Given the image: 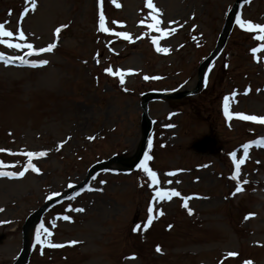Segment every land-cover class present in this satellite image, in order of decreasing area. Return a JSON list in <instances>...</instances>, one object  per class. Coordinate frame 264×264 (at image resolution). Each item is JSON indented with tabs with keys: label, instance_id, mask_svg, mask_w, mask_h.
<instances>
[{
	"label": "rangeland",
	"instance_id": "374dc122",
	"mask_svg": "<svg viewBox=\"0 0 264 264\" xmlns=\"http://www.w3.org/2000/svg\"><path fill=\"white\" fill-rule=\"evenodd\" d=\"M98 1L35 0L33 7L30 0H0V24L14 33L8 42L55 45L28 57L48 61L41 67L0 61V170L24 171L0 176V264L16 261L30 214L81 183L96 162L137 152L142 96L195 87L199 65L215 48L236 0H151L156 12L147 0H103L108 32L99 30ZM240 8L241 20L264 26V0ZM152 15L163 35L147 27ZM18 31L24 40L16 38ZM260 36L236 17L198 93L150 102L153 126L142 160L150 157L145 162L158 185L138 166L96 172L82 190L48 209L31 234L29 264H264V146L252 143L249 155L240 151V181L246 158L259 165V178L247 171L253 180L245 193L228 196L225 181L234 170L232 149L258 133L236 114L264 116ZM26 51L0 44L7 57ZM206 136L216 138V154L193 149ZM29 151L45 155L29 160ZM29 162L36 171L25 170ZM157 187L180 196L160 200ZM149 207L164 217L157 222Z\"/></svg>",
	"mask_w": 264,
	"mask_h": 264
},
{
	"label": "snow or ice",
	"instance_id": "6c2138e0",
	"mask_svg": "<svg viewBox=\"0 0 264 264\" xmlns=\"http://www.w3.org/2000/svg\"><path fill=\"white\" fill-rule=\"evenodd\" d=\"M30 3L34 7L35 0H30ZM146 6L151 8L153 10V12L157 11L154 8V6L152 5L151 0H147ZM25 11H27V9ZM152 21H153V23L148 24L147 27L149 29L159 31V32H161V35H163L164 34L163 30H161L159 28L160 21L156 18L155 15H152ZM237 21L240 24V26L243 28H247L249 30L258 29L261 33H264V26H261L259 24H253L252 22L241 20L239 15H237ZM99 30L103 31V32L109 31V29L105 27V17L103 16V14H101L99 16ZM56 32L59 33L60 28H57ZM114 34L116 36L122 37L124 39L130 38L129 34L125 33V32H116ZM13 37H14V33L12 31H5L4 25L0 24V44H5L8 48H15V49L25 48V49H27V51L23 55H17L15 57H7L3 53H0V61L4 62L6 65L11 64L13 62H18L19 66H29V67H41V66H44L48 63V61H46L44 59L31 60L28 57L39 56L40 54H43L45 52H50L55 47L54 44H49L46 48L34 49V47L31 43H23V44L22 43H11L5 39V38H13ZM16 38H18L19 40H24L25 35L22 31H18V33L16 34ZM257 38L258 39H264V36H260ZM152 43L157 44V38L154 37L152 40ZM157 51L167 52V49H162L160 47H157ZM255 51H256V49H253V52H255ZM106 71H108L109 74H111L112 70L106 69ZM147 78L148 77H145V79H147ZM120 80H121V83H123V75H121ZM236 115L242 120L254 121V122H258L260 124H264V117H258L255 115H244V114H239V113H237ZM225 116L226 117L231 116V114L227 110V107H225ZM252 143H256L260 146H264V138H262L259 141H251L249 143L244 144L242 147H243L245 155H246L247 150L249 149V147ZM25 155L29 158V160H31V158L43 156V155H45V153L44 152H31V151H29ZM230 156L232 157V162L234 165L233 174L230 178L236 181V191L239 192L242 190L240 187L241 181L239 179V169H240V166L244 163L245 157L241 156L238 159L236 153H230ZM147 159H150V157H148L146 154L145 160H142L141 163L138 165V167L143 169V171L147 174L148 178L151 180L152 184L158 185L159 181L157 179V174H156V172L152 171L147 166V164L145 162ZM3 167H4V165L2 163H0V169H2ZM27 168H32L33 171H36L35 167L30 162L25 166V170ZM23 175H24V171L6 172L3 170H0V176L15 177V176H23ZM169 175H171V173ZM246 182L247 181H243V183H246ZM155 196H156V198H158L160 200H164V199H169L173 196H180V193L177 192L175 189L166 190V189H161V188L157 187V189L155 191ZM183 199L187 200L188 198L184 197ZM184 206L187 207V204H185ZM148 211H149V213H152V208L149 207ZM189 214H191V210H189ZM152 218L153 217L150 214L148 216V221L151 222ZM64 219L67 220V219H69V217L65 216ZM38 231H40V230H38ZM157 251H159V248H157ZM229 255H235V253H229ZM245 264H249V262L246 261Z\"/></svg>",
	"mask_w": 264,
	"mask_h": 264
},
{
	"label": "water",
	"instance_id": "95a60500",
	"mask_svg": "<svg viewBox=\"0 0 264 264\" xmlns=\"http://www.w3.org/2000/svg\"><path fill=\"white\" fill-rule=\"evenodd\" d=\"M241 1H243V0H237V3L235 4V6H234V9L231 11V13H230V15H229V17H228V19H227V22H226V24H225V27H224V31H223V33H222V35H221V40H220V42H219V47H220V45L224 42V39H225V37L227 36V34H228V31L230 30V28H231V24H232V22H233V18H234V14H235V12H236V9H237V7H238V3H240ZM217 52V50H215V52L213 53V55L215 54ZM210 59L211 58H209L202 66H201V68H200V71H199V83H198V86H197V88L196 89H198L199 87H200V83H201V79H202V73H203V70H204V68L206 67V65H207V63L210 61ZM189 92H183V93H180V94H178V95H175V96H172V97H176V98H182V97H184L185 95H187ZM162 96H164V95H162V94H150V96H148V98H147V100L146 101H148V100H150V99H152V98H154V97H162ZM169 97H171V96H169ZM143 128H144V136H143V139H142V142H141V146H140V149H139V152H138V154H137V156H136V158L133 160V161H131V162H129V161H126L124 158H112V159H110L109 161H107V162H104V163H99V164H97V165H95L92 169H91V171L89 172V174H88V177L93 173V172H95L96 170H99V169H101V168H103V167H106V166H108V165H110V164H112V163H118V164H120V165H122V166H129V167H132V166H134V165H136L138 162H139V160L142 158V156H143V153H144V150H145V145H146V138H147V135H148V131H149V129H150V120H149V118H148V116H147V110H146V102L144 103V116H143ZM209 138H205V139H203L202 141H200V142H198L197 144H196V149H198V150H202V151H206V148H208V146H209V140H208ZM213 146H214V144L211 142L210 143V147H209V150H213ZM205 147V148H204ZM61 197H63V196H61ZM61 197H58V198H56V199H54V200H52L51 202H49L48 204H46L45 206H43L40 210H38L36 213H34L28 220H27V222H26V224H25V226H24V245H23V252H22V254L20 255V258H19V260L17 261V263L16 264H25L26 263V260H27V258H28V232L29 231H31V229L33 228V226L41 219V217H42V215H43V213L45 212V210H46V208L50 205V204H52V203H54V202H56V201H58Z\"/></svg>",
	"mask_w": 264,
	"mask_h": 264
}]
</instances>
